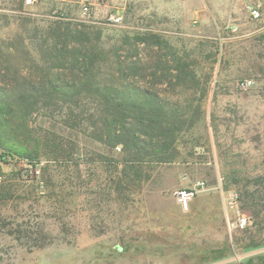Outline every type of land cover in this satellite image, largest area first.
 I'll use <instances>...</instances> for the list:
<instances>
[{"label": "rangeland", "instance_id": "rangeland-1", "mask_svg": "<svg viewBox=\"0 0 264 264\" xmlns=\"http://www.w3.org/2000/svg\"><path fill=\"white\" fill-rule=\"evenodd\" d=\"M78 1L37 0L29 6L25 0H0V15L100 28L103 45L119 48L118 61L139 67L134 81L191 117L193 125L176 142L172 162L154 166L151 179L127 200L114 202L111 193L99 206L94 198L108 192L106 168L92 159L96 152L116 156L119 151L108 152L75 134L80 178L70 186L62 168L53 176L62 192L72 195L62 213L65 229L47 199L50 188L17 195L0 213L15 223H44L53 243L27 250L0 227V264H259L264 257V7L261 18L251 20L239 0H103L91 23ZM108 10L121 15L122 24L101 21ZM135 34L155 35L157 44L123 39ZM110 59L116 68L117 58ZM55 120L39 115L32 126L57 129ZM0 169L5 183L27 187L30 182L17 180L18 173L31 179L40 166L13 158ZM198 182L204 189L182 211L174 192ZM229 194L250 218L241 231L229 226L235 219L224 201ZM249 235L261 246L243 251L236 242L247 243Z\"/></svg>", "mask_w": 264, "mask_h": 264}, {"label": "trees", "instance_id": "trees-1", "mask_svg": "<svg viewBox=\"0 0 264 264\" xmlns=\"http://www.w3.org/2000/svg\"><path fill=\"white\" fill-rule=\"evenodd\" d=\"M156 38L135 34L123 39L139 45L157 44ZM118 49L103 45L102 30L97 27L0 15V163L16 158L32 168L40 166L31 179L18 173L17 180L30 182L27 187L5 183L0 169V207L19 194H43V188H50L47 199L60 216L63 231L65 200L72 195L64 194L53 176L62 168L70 186L80 178L75 161L77 134L108 152L119 151L116 156L96 152V160L92 159L91 164L98 161L106 168L108 192H97V206L108 201L111 193L114 202L127 200L151 179L154 166L176 158V142L193 125L191 117L162 101L157 92L140 87L134 81L139 67L119 62ZM111 55L117 58L116 68ZM39 115L56 118L57 129L33 127L32 120ZM63 130L72 133L71 137H65ZM251 199L258 205L257 198L252 195ZM253 216L257 219L258 211ZM7 220L0 213V227L7 228L6 234L27 250L53 243L44 223ZM247 240L238 239L236 244L243 251L261 246L250 235ZM259 264H264V257Z\"/></svg>", "mask_w": 264, "mask_h": 264}, {"label": "built area", "instance_id": "built-area-1", "mask_svg": "<svg viewBox=\"0 0 264 264\" xmlns=\"http://www.w3.org/2000/svg\"><path fill=\"white\" fill-rule=\"evenodd\" d=\"M37 0H25L26 5H33ZM67 1V0H60ZM103 0H79L77 2L79 9L83 18L91 23H94L93 19L94 9L101 8ZM241 10L251 19L258 20L262 16V9L264 7V0H239ZM105 23H109L112 25H120L122 24V16L117 12H110L109 10L103 14V17L100 19ZM97 22V21H96ZM249 82L245 81L241 83V87L245 88ZM204 189V183L198 182L196 185L190 188H182L178 189L174 192V197L179 208L187 212L190 208V205L194 198ZM226 207L229 211H233L235 213V219L229 226L234 228L235 230L241 231L245 229L250 223V218L248 215L240 212L238 209V199L235 194H229L225 199Z\"/></svg>", "mask_w": 264, "mask_h": 264}, {"label": "crops", "instance_id": "crops-1", "mask_svg": "<svg viewBox=\"0 0 264 264\" xmlns=\"http://www.w3.org/2000/svg\"><path fill=\"white\" fill-rule=\"evenodd\" d=\"M107 1H109V0H107ZM239 3H240V2H238V5H239ZM201 11H202V10H201Z\"/></svg>", "mask_w": 264, "mask_h": 264}]
</instances>
